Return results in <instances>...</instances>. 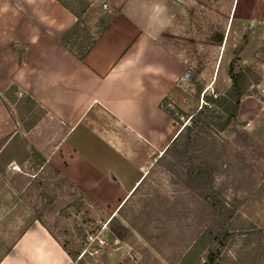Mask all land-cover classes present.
<instances>
[{
    "label": "crops",
    "instance_id": "obj_1",
    "mask_svg": "<svg viewBox=\"0 0 264 264\" xmlns=\"http://www.w3.org/2000/svg\"><path fill=\"white\" fill-rule=\"evenodd\" d=\"M88 1L86 15L113 20L80 58L87 42L69 40L77 18L59 1L0 0V141L18 132L2 100L14 86L46 111L36 150L115 214L182 130L164 103L190 102L175 32L192 0ZM229 28L264 32V0H232ZM0 264L78 263L35 221Z\"/></svg>",
    "mask_w": 264,
    "mask_h": 264
},
{
    "label": "rangeland",
    "instance_id": "obj_2",
    "mask_svg": "<svg viewBox=\"0 0 264 264\" xmlns=\"http://www.w3.org/2000/svg\"><path fill=\"white\" fill-rule=\"evenodd\" d=\"M66 2L76 9L75 3ZM231 4L232 0H192L185 24L177 18L175 46L191 76L184 89L190 99L187 112L176 114V123L180 128L189 126L186 114H194L202 105L210 113H220L215 106H205L203 96L224 94L232 84L231 71L239 74L251 69L256 85L241 101L238 118L225 131L214 133L221 155L214 185L229 203L240 202L237 226L245 227L240 232L244 235L235 233L224 251V264H264V232H260L264 231V32L230 30ZM99 17V12L83 16V42L95 36ZM15 97L17 101L6 99L10 114L19 122L15 143L21 147L25 138L28 148L36 149L41 132L37 125L45 115L41 118L37 108L22 117L18 103L23 95ZM164 107L175 111L177 106L165 102ZM21 118L28 125L33 123L31 129L25 130ZM0 164L4 168L0 171V260L35 221L50 228L75 257L81 252L84 256L77 261L82 264H179L205 228L193 196L177 192L162 175L161 186L150 183L159 189L157 193L143 195L147 186L113 214L86 198L80 200V209L72 207L82 192L46 167L32 169L28 162L8 165L6 160ZM23 173L34 175L22 177ZM113 217L116 220L110 223ZM250 223L258 230H249ZM99 239L104 241L102 246Z\"/></svg>",
    "mask_w": 264,
    "mask_h": 264
},
{
    "label": "trees",
    "instance_id": "obj_3",
    "mask_svg": "<svg viewBox=\"0 0 264 264\" xmlns=\"http://www.w3.org/2000/svg\"><path fill=\"white\" fill-rule=\"evenodd\" d=\"M57 1L71 10L77 18L75 27L69 33V40L73 38L78 39V37L81 38L80 34L82 30L80 28L82 26V19L90 7V2L88 0H70L72 3H75V9L71 7L66 0ZM112 20L113 17L111 15H103L99 19V25L95 36L89 38L86 44L79 45L80 48L77 55L80 58L84 56L85 52H87L95 44L97 39L107 30ZM262 49V51H264V47ZM250 75V68H247L239 74H234L233 71H231L230 78L232 84L224 94L210 96L205 94V100L208 101L210 105L215 106L220 113H210V111L206 109L207 107H203L198 109L192 115L186 114V116L189 117L190 125L183 126L182 130L169 144L163 154L156 159L152 168L119 211L121 212L132 199L137 195H140L142 191H145L144 188L147 186V191L142 193L143 195L157 193L159 189H154V187L150 186V183H153L155 187L161 186L162 182L159 178L161 175L166 179V184L174 186L177 192L182 191L189 196H193V199L196 201V207L203 217L201 225L205 228L200 232L199 238L185 253L179 264H224V251L233 241L235 237L234 234L243 232L245 229L243 225L240 227L237 226V217L240 216L238 215V205L240 202L235 201V203H229L227 199L222 196L220 190L214 185L219 172L221 156L218 152V144L214 137V133L225 131L229 128L232 122L238 118L241 101L244 97L251 95V90H253L251 88L256 85L253 84ZM17 92L18 89L12 86L2 98L9 112L10 110L6 104V99L17 101V98L15 97ZM165 102L169 104L168 101ZM19 103L18 109L23 113L21 114L22 117L24 115H31L37 108L41 111V118L46 114V111L29 96L23 95V99H21ZM172 110L165 107V111L175 120V122L179 120V117H177L176 114L185 116L184 111L178 107H175V111L174 109ZM41 118L39 117L35 121L39 122ZM21 122L25 130L31 129L33 123L28 125L22 118ZM18 136V134H15L13 137H7L0 141V163L6 160V164L8 165L12 162H16L18 165L22 166L24 162H28L31 164L32 169H44L46 167L55 173L57 177H61L64 183H67L73 189L82 192L81 199H75L72 202V207L80 209V206H82L80 200L85 198L92 204L99 205L79 186L65 178L58 170L50 165L39 151L36 149H29L27 139H23V146L20 147L16 145L15 142ZM18 153L19 155L17 156ZM0 171L4 172V168H2L1 164ZM24 175L31 178L34 174L23 173L22 177H24ZM154 176L158 178H155V181L152 179ZM30 185L31 181L27 180L26 186ZM49 185L50 183L47 185V188ZM113 220H116L115 217L111 219L110 223ZM248 227L249 230H258L253 223H250ZM48 230L60 242L59 238L53 233V231L50 228H48ZM260 232L263 233L264 231L261 230ZM240 234L244 235V233ZM61 245L75 262L82 264L77 261L78 257L84 256L81 255V252H78L75 257L65 244L61 243Z\"/></svg>",
    "mask_w": 264,
    "mask_h": 264
},
{
    "label": "built area",
    "instance_id": "obj_4",
    "mask_svg": "<svg viewBox=\"0 0 264 264\" xmlns=\"http://www.w3.org/2000/svg\"><path fill=\"white\" fill-rule=\"evenodd\" d=\"M104 9L105 10H108L109 9V6L108 5H104ZM190 76H191V71L190 70H188L186 73H185V75H184V77H183V80L184 81H188L189 79H190ZM202 102L205 104V106H208V107H211L212 105H210L209 103H207L206 101H204V96H203V100H202ZM204 106L202 105L201 107H200V109L201 108H203ZM181 120L182 121H184V117H181ZM98 238V237H97ZM99 243L101 244V246L104 244V241L102 240V239H99Z\"/></svg>",
    "mask_w": 264,
    "mask_h": 264
}]
</instances>
